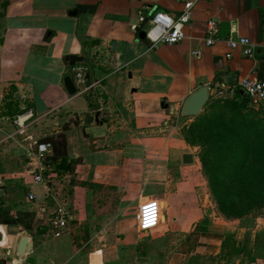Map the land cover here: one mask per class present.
Here are the masks:
<instances>
[{
  "label": "crops",
  "instance_id": "obj_1",
  "mask_svg": "<svg viewBox=\"0 0 264 264\" xmlns=\"http://www.w3.org/2000/svg\"><path fill=\"white\" fill-rule=\"evenodd\" d=\"M186 1L0 0V264H216L231 221L178 124L194 116L182 108L202 86L264 80V0H193L176 44L152 46L139 38L146 24L132 28L141 8L178 16ZM211 19L218 32L208 46ZM238 36L250 38L252 57L239 49L225 57ZM67 54L84 57L75 65L87 67L85 84L73 81ZM65 76L77 93H67ZM45 141L51 171L34 183L36 144ZM63 163L71 168L56 169ZM146 197L163 202V217L141 234L135 211ZM59 204L72 217L55 237L48 218ZM258 227L264 233V217ZM24 234L31 250L19 256ZM257 260L264 264V251Z\"/></svg>",
  "mask_w": 264,
  "mask_h": 264
},
{
  "label": "trees",
  "instance_id": "obj_2",
  "mask_svg": "<svg viewBox=\"0 0 264 264\" xmlns=\"http://www.w3.org/2000/svg\"><path fill=\"white\" fill-rule=\"evenodd\" d=\"M182 134L187 144L198 148L211 199L222 217L248 223L264 211V115L248 97L240 92L226 101L209 97ZM58 168L71 166L63 163ZM46 230L43 226L40 231ZM232 239L225 235L223 246Z\"/></svg>",
  "mask_w": 264,
  "mask_h": 264
},
{
  "label": "built area",
  "instance_id": "obj_3",
  "mask_svg": "<svg viewBox=\"0 0 264 264\" xmlns=\"http://www.w3.org/2000/svg\"><path fill=\"white\" fill-rule=\"evenodd\" d=\"M194 4L193 0L184 2L182 12L178 16H173L169 13L156 11L152 9L141 8L138 13V23L133 24L132 28L136 29L140 24H146L144 29L145 38H147L152 46H157L160 43L176 44L185 38L183 26L191 17V9ZM218 32L217 23L214 20H209L206 26L205 38L206 45H212L215 42V34ZM229 51L225 53V57L229 58L232 51L239 49L246 57H252L254 54V44L247 36H238L227 40ZM191 54L195 57H200L202 52L200 49L192 50ZM73 81L75 83L85 84L87 67L84 65H74L71 68ZM88 88V87H87ZM208 99L209 97L220 101L233 99L237 93L242 92L248 97L250 105L260 109L264 107V80L256 78H242L236 84H230L224 80H215L208 84ZM22 117L17 116L15 122L22 125ZM52 149V143L45 141L36 144V159L38 165L31 171L32 180L34 183H43L47 180L45 175L46 170L51 168L48 164H44L47 153ZM29 200H34L36 195L29 193ZM152 207H149V206ZM159 206L155 201H149L143 205L140 204L138 224L139 230L146 229L148 221L159 219ZM71 214L64 204H59L54 212L48 218V225L51 228V234L55 237L60 236L67 228L68 220L71 219Z\"/></svg>",
  "mask_w": 264,
  "mask_h": 264
},
{
  "label": "rangeland",
  "instance_id": "obj_4",
  "mask_svg": "<svg viewBox=\"0 0 264 264\" xmlns=\"http://www.w3.org/2000/svg\"><path fill=\"white\" fill-rule=\"evenodd\" d=\"M254 109H257L256 107L252 106ZM258 111L261 112L262 115H264V107L262 106ZM188 117H181L179 119V126H180V132L182 133L183 127L188 124L190 121L187 120ZM184 121H186V124H182ZM183 135V134H182ZM184 138V137H183ZM190 146V145H189ZM203 174V173H202ZM204 176V175H203ZM149 201H155L156 204L159 206V219L157 223L154 224L153 221H148L146 225V229L144 230H138V233L148 234L152 229L157 227L163 217V207L164 204L161 200L154 198V197H146L144 198L136 207L135 215H136V225L138 224V214H139V207L140 204L143 205ZM264 217V211L261 213L259 212L256 214L255 217L252 218V221L250 222H243L240 221H231L229 222L228 231L226 234L230 235L233 239L232 241H228L224 243L223 246V240L221 243H219V249L217 253V257H215L216 264H251L252 262L258 261L261 256H263L264 251V233L262 231H259V223L261 219ZM248 225L249 227L245 226ZM47 230H49L48 225L46 223ZM26 235V234H24ZM49 238V237H48ZM13 254V253H11Z\"/></svg>",
  "mask_w": 264,
  "mask_h": 264
},
{
  "label": "water",
  "instance_id": "obj_5",
  "mask_svg": "<svg viewBox=\"0 0 264 264\" xmlns=\"http://www.w3.org/2000/svg\"><path fill=\"white\" fill-rule=\"evenodd\" d=\"M75 13V12H73ZM139 38H145V31L139 32ZM65 60L68 62L69 65L73 66L78 62H83L84 57L81 55L76 54H67L64 56ZM63 85L67 91L68 94L73 95L77 93V88L75 84L73 83L70 76H65L63 78ZM208 100V89L207 86H202L201 88L197 89L195 92H193L185 101L183 108H182V114L183 115H197L206 101ZM100 112L99 110L95 112L94 114V120L99 122L98 116ZM104 120V118H102ZM92 121V114L87 113L85 118V123H89ZM192 161V155L190 153H184L183 154V162L184 163H191ZM3 240V232L0 230V242ZM31 240L29 236H22L16 246L17 254L19 256H22L23 254L29 252L31 250Z\"/></svg>",
  "mask_w": 264,
  "mask_h": 264
},
{
  "label": "snow or ice",
  "instance_id": "obj_6",
  "mask_svg": "<svg viewBox=\"0 0 264 264\" xmlns=\"http://www.w3.org/2000/svg\"><path fill=\"white\" fill-rule=\"evenodd\" d=\"M149 207H152L151 205Z\"/></svg>",
  "mask_w": 264,
  "mask_h": 264
}]
</instances>
